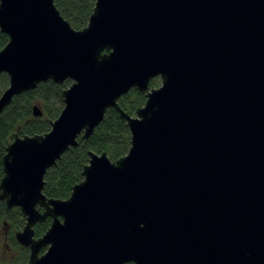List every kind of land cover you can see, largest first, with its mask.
Returning <instances> with one entry per match:
<instances>
[{"label":"water","instance_id":"95a60500","mask_svg":"<svg viewBox=\"0 0 264 264\" xmlns=\"http://www.w3.org/2000/svg\"><path fill=\"white\" fill-rule=\"evenodd\" d=\"M0 32V114L71 82L49 131L15 134L2 157L0 200L25 219L30 264H264V0H94L80 30L54 0H0ZM133 88L134 116L118 105ZM108 109L127 153L88 151L69 197L45 196L47 170Z\"/></svg>","mask_w":264,"mask_h":264},{"label":"trees","instance_id":"16d2710c","mask_svg":"<svg viewBox=\"0 0 264 264\" xmlns=\"http://www.w3.org/2000/svg\"><path fill=\"white\" fill-rule=\"evenodd\" d=\"M61 16L69 22L72 28H84L94 7V0H54ZM8 38L0 32V49L5 46ZM156 84L151 80L149 87ZM8 85L6 74H0V94ZM70 85L69 80L56 84L51 80L39 83L35 89L15 96L10 105L0 114V178L2 177V157L6 146L14 135H42L49 131L51 122L63 108L61 93ZM145 102V94L131 89L118 99V105L127 114L134 116L137 108ZM36 104L42 115L34 117L32 107ZM130 147V133L126 122L120 120L118 113L108 109L103 121L95 128L93 134L85 140L78 138V146L65 152L56 165L47 170L44 180L43 194L49 198L66 199L74 184L82 180V169L88 161L87 152L95 154L106 153L115 161L124 156ZM48 218L43 223L34 226V235L41 236L50 224ZM4 222L7 231V241L0 240V264H28L27 250H23L14 240L13 233L23 224V219L17 208L6 210L0 201V229ZM12 251L9 254V251ZM45 248L41 250L44 252ZM131 264V263H127Z\"/></svg>","mask_w":264,"mask_h":264},{"label":"flooded vegetation","instance_id":"af4514ba","mask_svg":"<svg viewBox=\"0 0 264 264\" xmlns=\"http://www.w3.org/2000/svg\"><path fill=\"white\" fill-rule=\"evenodd\" d=\"M0 201L3 202V204H4V206H5L4 201H2V200H0ZM15 208H16V207H15ZM5 209H6V206H5ZM12 209H13V208H12ZM17 209H18V208H17ZM6 210H7V209H6ZM10 210H11V209H10ZM18 210H19V209H18ZM19 213H20V210H19ZM20 215H21V218L23 219V224H22V226H21L17 231L21 230V229L23 228L24 224H25V219L23 218V216H22L21 213H20ZM5 225H6V222H4L2 228L0 229V240L3 241V243L7 241V231H8V229L5 227ZM15 232H16V231H14V233H13L14 240H15V242H16V243H17V244H18L23 250H27V259H28L29 249H28L27 247L21 246V245L16 241V239H15ZM34 236H35V235H34ZM35 237H36V236H35ZM28 262H29V260H28Z\"/></svg>","mask_w":264,"mask_h":264},{"label":"rangeland","instance_id":"374dc122","mask_svg":"<svg viewBox=\"0 0 264 264\" xmlns=\"http://www.w3.org/2000/svg\"><path fill=\"white\" fill-rule=\"evenodd\" d=\"M155 81H156V84H154L152 87L150 86L149 88H157V87H159V85L161 84V81H160V79L159 78H155ZM71 83V82H70ZM2 93V92H1ZM38 106V105H37ZM40 109V108H39ZM12 253V251L10 250L9 251V254H11ZM28 264H30L29 262H28Z\"/></svg>","mask_w":264,"mask_h":264}]
</instances>
